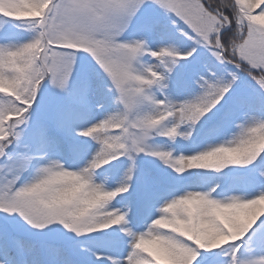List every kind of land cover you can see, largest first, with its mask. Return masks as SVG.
I'll use <instances>...</instances> for the list:
<instances>
[{"label":"snow or ice","instance_id":"6c2138e0","mask_svg":"<svg viewBox=\"0 0 264 264\" xmlns=\"http://www.w3.org/2000/svg\"><path fill=\"white\" fill-rule=\"evenodd\" d=\"M0 264H264V0H0Z\"/></svg>","mask_w":264,"mask_h":264}]
</instances>
